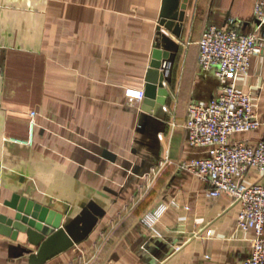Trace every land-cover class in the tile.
Instances as JSON below:
<instances>
[{
    "label": "crops",
    "instance_id": "crops-1",
    "mask_svg": "<svg viewBox=\"0 0 264 264\" xmlns=\"http://www.w3.org/2000/svg\"><path fill=\"white\" fill-rule=\"evenodd\" d=\"M256 0H188L178 27L159 33L163 0H0V216L18 196L62 216H86L83 238L39 264H245L255 232L238 229L239 203L209 194L181 169L204 157L186 123L192 103L209 104L221 82L199 63L211 27L257 30ZM263 53L237 90L260 121L231 141L264 139ZM156 46L167 53L166 104L147 110ZM35 114V116H33ZM34 123L32 129L31 124ZM246 181L264 183L252 170ZM160 205L155 230L143 217ZM211 231L208 235L207 232ZM26 236L0 233V264H33Z\"/></svg>",
    "mask_w": 264,
    "mask_h": 264
},
{
    "label": "built area",
    "instance_id": "built-area-1",
    "mask_svg": "<svg viewBox=\"0 0 264 264\" xmlns=\"http://www.w3.org/2000/svg\"><path fill=\"white\" fill-rule=\"evenodd\" d=\"M254 14L257 30L250 34L241 33L237 27L216 26L203 33L199 63L205 70L214 71L221 86L209 104L189 106L185 126L189 141L195 147L208 149L206 156L184 161L180 168L207 181L211 196H227L241 205L238 229L255 232L253 254L245 264H264V183L246 181L252 170L264 174V139L255 144L231 141L232 136L256 130L261 124L254 112L251 94L238 91L236 86V79L247 74L251 58L263 53L259 41L260 31L264 29V0H256ZM127 95L143 100L145 91L131 88ZM31 126L33 129L34 123ZM165 210L160 205L148 212L143 223L155 230Z\"/></svg>",
    "mask_w": 264,
    "mask_h": 264
},
{
    "label": "water",
    "instance_id": "water-1",
    "mask_svg": "<svg viewBox=\"0 0 264 264\" xmlns=\"http://www.w3.org/2000/svg\"><path fill=\"white\" fill-rule=\"evenodd\" d=\"M188 0H163L160 14L159 33L162 29L178 27L184 20ZM167 53L160 46L153 51L152 62L147 74L145 104L149 112L158 105L166 104L168 91L164 88ZM15 211L11 216H0V233L18 240L20 234L26 236L30 246L39 249L33 264L45 263L56 255L72 247L83 238L79 229L81 223L90 224L84 216L71 224L62 226V216L54 211L25 198L16 196L10 203Z\"/></svg>",
    "mask_w": 264,
    "mask_h": 264
}]
</instances>
